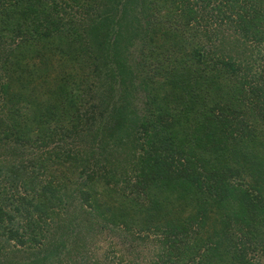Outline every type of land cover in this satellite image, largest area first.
Segmentation results:
<instances>
[{"label":"trees","instance_id":"16d2710c","mask_svg":"<svg viewBox=\"0 0 264 264\" xmlns=\"http://www.w3.org/2000/svg\"><path fill=\"white\" fill-rule=\"evenodd\" d=\"M127 1L142 14H129L125 4L109 23L105 17L82 28L85 61L69 62L81 76L69 69L54 80L58 72L50 64L35 73L37 53L28 58L29 49L59 37L61 12L81 8V0H0V245L14 256L35 255L3 264H56L71 260L72 253L81 256L69 242L72 225L75 238L81 237L82 214L92 228L94 218L99 228L137 226L146 233L137 236L141 241L155 235L158 249L150 264H256L248 254L264 252V78H247L251 61L228 55L220 27L224 20L235 24L241 43L252 42L251 52L260 55L264 2ZM157 4L167 7L166 19L160 11L149 14ZM200 13L217 23L210 33ZM24 59L25 68L16 62ZM241 69L245 73L238 75ZM92 88L99 104L92 101ZM161 96L172 103L163 104ZM177 104L167 124L161 114L169 115L167 108ZM184 114L185 122L177 124ZM77 142L98 151L80 157L67 150ZM121 145L129 153L116 174L111 157L103 154L115 155L113 146ZM241 170L251 184L234 183ZM173 197L196 211L189 227L180 220L153 222ZM132 210L147 221L128 223ZM209 213L216 215L211 223ZM44 228L55 240L46 239Z\"/></svg>","mask_w":264,"mask_h":264},{"label":"rangeland","instance_id":"374dc122","mask_svg":"<svg viewBox=\"0 0 264 264\" xmlns=\"http://www.w3.org/2000/svg\"><path fill=\"white\" fill-rule=\"evenodd\" d=\"M86 1L87 0H81V4H82L81 8H77L75 6L74 7L72 6L70 8H65V10L63 9V11L61 12V19L63 22L60 25V26H62V30H61V34L58 35L59 37L51 38V39H42V41L38 42L37 47H34L33 45L31 46V48L29 49V54L27 57L28 58L30 56L33 57V54L37 53L35 59L33 60L35 62V65H36V66H34L36 69L35 73H37L38 70H44V67L46 68L45 64H50L52 66L51 68H54V70H56V72H58V73H53V78L55 76L59 75V73H60V75L63 72L67 73L66 71L67 70L69 71V69H71L73 71L74 76L80 77L81 76L80 68L70 67L69 62H70V60H75L76 62H81V63L83 61H85L83 55L80 54V51H84L81 49V47L83 45L86 46L82 42V40L79 38V35H81L80 32H82V28L85 29L87 26L90 27L93 22H97L101 19H104L105 17H107V19L105 20L104 24L109 23L110 19L115 14V12H117L116 14H118V12L120 10L124 9L125 4L127 7L131 8V9L127 8V9H130L129 14H132V15H135L138 17L140 16V14H142L141 13L142 9L139 6H135L133 2L129 3L127 0H120L116 4L113 3L112 1L107 3V0H90L85 5ZM261 1L264 2V0H261ZM68 4L71 5V3H68ZM83 7H86L85 9L90 7V9L86 11L85 9H83ZM167 7L171 8L169 3L167 4ZM167 7L163 11L161 9V6L159 4H157L156 8L152 9L149 12V14L154 15V14H157V11H160V14H162V18L166 19L167 15H169ZM115 8H116V11H114ZM200 16L203 18V16L200 13L198 16V19ZM153 18H152V22H154ZM234 19H235V17H234ZM70 20H72V21H70ZM199 21L201 22L202 27L204 29L208 30V32L212 28H214V29L216 28L217 23H213L212 20H210L208 18H203V20L199 19ZM221 24H222V26L220 28L224 29V32H222L221 37L225 38L223 42L225 43L226 50H228V55L232 56L233 58L235 57L239 60L251 61L252 72L250 74L246 73L248 76L247 78L250 79V77L255 73L258 76L259 80L264 78V69L262 72L259 71V69L261 67H264V60H263V58H264V46H261V48L263 50L261 51L260 55L257 53H252L251 52L252 42L247 43V45H244L241 43L244 41V39L240 36L239 33H237L235 31V28H234L235 24L233 25V24L229 23L227 20H224L223 22H221ZM157 25L160 29L161 28H163V29H171L172 28L168 24L157 23ZM250 34H251V32H250ZM84 37H86V36L84 35ZM219 39L223 40L222 38H219ZM92 41H94V39ZM86 43L90 44L89 41L88 42L86 41ZM139 43H140V41L136 42V44H139ZM218 43L215 44V41H213L212 44L218 45ZM201 44H202V42H201ZM204 44H210V43L205 42ZM86 48L88 49V47H86ZM134 52L137 55L138 54V48L135 47ZM129 53L132 56V51L130 49L128 50V54ZM134 58L137 59L138 56H136ZM134 58H133L132 63L135 61ZM20 59H22V57ZM16 62H20L19 66H21V64H22L23 68H25L24 64L27 63V59L19 60ZM258 63H260L259 67H258V65H256ZM67 65H68V67H67ZM49 67L47 66V68H49ZM88 69H89V67H88ZM89 70L90 71L94 70V67L91 66V68ZM243 73H245V72H244V70L241 69V71L238 75L243 74ZM58 77H55L54 80ZM156 79H158V78L156 77ZM26 80H27V78L26 79L25 78L20 79L19 84L20 85L25 84L27 82ZM261 82H264V80ZM261 82L258 84H261ZM206 83L210 84V85L206 84L208 87L213 86V84L209 80H207ZM18 87H19L18 83L13 84V88L17 89ZM36 90L39 92L42 91L40 89H36ZM76 91L77 90H75V92ZM90 91H91L90 95L93 96L92 101L96 100V102L99 104L100 96H98V94H96L97 92L93 93V92H95V91H93V88ZM213 92H214V90H209V92L207 93V97L210 98L209 95H211ZM154 94L156 97H159V90L157 88L155 89ZM170 99H172V98L169 97L167 100L163 101L162 96L160 97V100L162 101L163 104H171L172 101ZM160 100H157L156 104H160V107H164L162 105V103L160 102ZM166 101H168V102H166ZM144 102L145 101H143L142 103H144ZM151 103H152V100H151ZM142 106H143V104H141V103H139V105L137 106L138 111H139L138 114H141V112L143 111ZM180 107H181V105L177 104V105H173L171 108H167L169 115L161 114L160 118H164V119L169 121L170 117L171 118L174 117L171 114V112H173V111L177 112L176 110L179 109ZM215 112H216L217 116H220L219 111H215ZM187 115L188 114H184L182 116V119L179 122H177V124H181V123L185 122ZM171 120L169 122H167V124H170ZM68 142H70V141H68ZM80 142H77V144L74 146L71 144H68L67 150L73 152V154H75V153L81 154L80 157H84L85 155L90 156V153H91L90 149L92 151V148L96 152L98 151L97 147L89 148L88 144L85 145L86 147H82L83 144L81 145ZM127 142H128V140H126L122 143L126 144ZM108 144L111 145V143H108ZM115 147L117 149V153L115 155L109 154L108 151H106L103 155L104 156L107 155V156L111 157L110 158V160H112V165L110 167L111 171L116 173V174H121L126 167L125 166L126 165L125 161L127 158L126 153H129V151H128V149L123 147V145L113 146V148H115ZM108 150L110 152H112L111 148H108ZM233 165H236V164H233ZM91 166H92V163H91ZM80 169H81V167L79 166L78 171ZM87 170H89V169H87ZM241 173H242V176L233 180L234 183L238 184V185H242V186L251 184V180H250V177L248 176V174L243 172L242 170H241ZM168 201L170 202L169 203L170 206H165L162 203L163 209H161L159 211V214L155 217V220L153 219V222L154 223H157V222L165 223L164 221H167V220H170V222H171V220H180V221H183L185 223V225L189 227L190 225H188V224L189 223L192 224V218L196 216V211L191 207L185 206L183 204L184 203L183 201L174 200V197H173V199H169ZM68 207H69V209L73 208L72 204L68 205ZM171 211H172V213H171ZM131 213H132V217H130V220L128 223L143 224L147 221L146 218L142 214L136 213L134 210H132ZM207 215H208L207 218H209L208 219L209 223H211L213 218L216 217V215L213 216V215H211V213H209ZM82 216L84 217L85 222L81 226L82 228L79 230L81 237L79 239L75 238L74 225H72L71 228L73 229L72 233L74 234V238L72 240H70V242H69V246L72 249L77 248L82 252L81 256L75 257L74 254L72 253V259L71 260L64 257L62 259V261L58 260L56 262V264H93L94 262H98V264H110L111 261L113 262V264H127L130 262L132 264H150L151 261L156 259L155 251L158 249L157 248L158 247V238L155 237V235L149 234L148 235L149 237L147 240L141 241V239H137V238L138 237H144L146 235V233L145 232L138 233L136 231V229H138L139 227H137V226H132L133 228L131 227V230H129V231L126 228L124 229L123 227H116V226L110 227V225L107 228L106 227L104 228L103 225L101 228H99L100 225L96 221L97 219L95 220L93 218L92 222L94 223V228H92L91 225L88 223L87 216L84 214H82ZM187 220H188V224H187ZM153 222H149V224H152ZM104 224L106 225V223H104ZM195 228H196V225L193 224L189 229L194 231ZM43 231H44L43 233L46 236V239L51 238L52 240H55L53 238V236L51 235V233H48L45 230V228L43 229ZM6 248H7V246L0 245V264L6 263L9 261H14V260L35 258L34 254H29V253L19 254L18 256H14L12 254V252L9 253ZM37 251H39V250H37ZM85 252L89 256L84 255ZM40 254H41V252H40ZM83 256H87L88 258L84 257L85 259L81 260L80 258ZM248 258H251L252 261L256 264H264V252H257V251L256 252H249ZM121 260H123V261L120 263Z\"/></svg>","mask_w":264,"mask_h":264}]
</instances>
